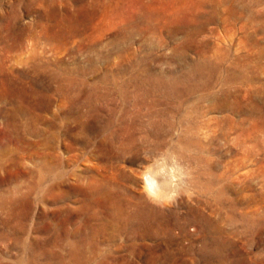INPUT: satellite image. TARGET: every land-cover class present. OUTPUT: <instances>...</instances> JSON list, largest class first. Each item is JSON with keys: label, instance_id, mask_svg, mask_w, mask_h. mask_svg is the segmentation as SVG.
<instances>
[{"label": "rangeland", "instance_id": "rangeland-1", "mask_svg": "<svg viewBox=\"0 0 264 264\" xmlns=\"http://www.w3.org/2000/svg\"><path fill=\"white\" fill-rule=\"evenodd\" d=\"M257 2L0 0V264H264Z\"/></svg>", "mask_w": 264, "mask_h": 264}, {"label": "bare ground", "instance_id": "bare-ground-1", "mask_svg": "<svg viewBox=\"0 0 264 264\" xmlns=\"http://www.w3.org/2000/svg\"><path fill=\"white\" fill-rule=\"evenodd\" d=\"M264 0H258L257 4L260 2H263ZM222 2V1H221ZM202 3V2H201ZM252 3V2H251ZM261 4V3H260ZM263 4V3H262ZM255 5V4H254ZM259 5V4H258ZM199 7V6H198ZM201 7V6H200ZM257 7V6H256ZM258 9V8H257ZM256 11V10H255ZM261 11V10H260ZM258 12V11H257ZM198 20V19H197ZM207 64V63H206ZM201 68V67H200ZM199 77V76H198ZM194 79V80H192ZM207 79V78H206ZM213 79V78H212ZM146 80V79H145ZM150 81V80H149ZM149 81L147 83H149ZM151 82V81H150ZM193 82V83H192ZM180 83H185V87H179ZM191 83V84H190ZM210 83V82H209ZM136 84L139 85V90H142V86H143V82L142 81H136ZM153 84L155 85L152 89L155 91L158 90H163V89H167V91L170 93H173L172 96H176L179 97L181 96L183 100H185V95L187 94H195L197 93V91L201 90L203 88V86L205 84H207L205 81L200 80V78H194L192 77L190 74L188 76H183L181 78L175 77L172 79V82H167L164 83V81L160 80V79H153ZM209 88V87H208ZM163 92V91H162ZM128 95V93H126V96ZM191 96V95H190ZM187 100V97H186ZM209 120V119H208ZM206 129V127H205ZM209 129V128H208ZM214 130V129H212ZM198 134L202 133L204 134L205 137L207 134V131H201V129L199 128V131H197ZM196 135V134H194ZM200 135H196L197 138ZM199 142V141H198ZM160 167V166H159ZM157 169V168H156ZM155 166H151L149 167L147 170H145L143 176L145 179V183H146V191L148 193V195L153 198L154 200H157L159 197H161L162 194H164V192L168 189V183L169 180L171 179V177L168 176V174L161 172L160 174L158 172L160 171H156ZM160 169V168H159ZM165 170V169H163ZM171 181V180H170ZM174 181V180H172ZM172 189V188H171ZM167 192V191H166ZM168 193V192H167ZM172 194V193H171ZM170 195V193L168 194ZM167 195V196H168ZM169 197V196H168ZM166 197V198H168ZM248 197V195H246V198ZM165 198V197H164ZM163 199V198H161ZM166 200V199H165ZM256 200V199H255ZM158 201V200H157ZM161 201V200H160ZM252 201L253 198H252ZM168 202V201H166ZM162 203V201H161ZM165 203V202H164ZM163 203V204H164ZM264 203V202H263ZM198 211V210H197ZM243 213V212H242ZM253 213V212H252ZM255 214V213H254ZM140 215L143 216L146 220H150L151 222L154 221L157 223V225L159 227L162 228V223H163V219L165 217V214L162 211H159L153 207H148V211H143V209L140 211ZM258 216V215H257ZM140 217V216H138ZM207 217V216H206ZM242 220L247 223L249 218L254 217L252 215H249L248 213H243L241 214ZM142 218V217H140ZM211 218V217H210ZM143 219V218H142ZM254 219V218H253ZM228 220V219H227ZM255 220V219H254ZM229 221V220H228ZM263 221V220H262ZM226 222V221H224ZM213 227L215 228V230L213 231L215 234L217 235H221L222 234V264H227L226 262V252H224V248L225 246H227L225 244V240H224V234H227L226 231L219 225V224H214ZM227 243V242H226ZM216 244L217 247L220 246V244L214 243ZM207 250V249H206Z\"/></svg>", "mask_w": 264, "mask_h": 264}]
</instances>
